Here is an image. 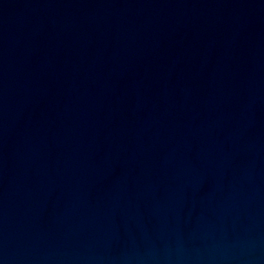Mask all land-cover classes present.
I'll list each match as a JSON object with an SVG mask.
<instances>
[{"label":"water","instance_id":"obj_1","mask_svg":"<svg viewBox=\"0 0 264 264\" xmlns=\"http://www.w3.org/2000/svg\"><path fill=\"white\" fill-rule=\"evenodd\" d=\"M0 264H264V0L0 10Z\"/></svg>","mask_w":264,"mask_h":264}]
</instances>
